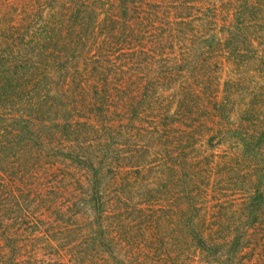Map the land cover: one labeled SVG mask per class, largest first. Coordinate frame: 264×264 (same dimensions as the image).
<instances>
[{"label": "trees", "instance_id": "16d2710c", "mask_svg": "<svg viewBox=\"0 0 264 264\" xmlns=\"http://www.w3.org/2000/svg\"><path fill=\"white\" fill-rule=\"evenodd\" d=\"M0 264H264V0H0Z\"/></svg>", "mask_w": 264, "mask_h": 264}, {"label": "rangeland", "instance_id": "374dc122", "mask_svg": "<svg viewBox=\"0 0 264 264\" xmlns=\"http://www.w3.org/2000/svg\"><path fill=\"white\" fill-rule=\"evenodd\" d=\"M224 72H226V73L228 72V69L226 67L224 68ZM132 139L135 140V145H137V146L130 148V151H131V153L139 156L140 159L142 158L141 155H145L144 159H145V162L147 164H149L148 169H147L149 171L144 173V177H145V181L148 180L147 185H151V181L154 180V176H155L154 170L156 169V166L159 163H164L166 160L163 156V153L161 151H159V149L154 148V141L153 140H149L150 148H146L144 145H141L144 142L142 137H133ZM212 141H213V145L207 146V150H206V145H204L205 149H201L199 151V156L207 155L210 158L211 157L210 155L212 154L211 152L213 151L214 154L216 156H218L219 158H224V156H226L227 154L228 155L232 154L235 151V149H234L235 144L233 141H231V137H229V136H227L225 142L221 143L222 145H218L217 139H212ZM168 149H170V148H168ZM124 150H125V148H124ZM126 151H128V150L126 149ZM122 153H124V152L122 151ZM139 181H140L139 182V184H140L143 180L139 179ZM145 181H143V182H145ZM219 189L220 188H218L215 185L214 191L216 193H214L215 195L214 194L211 195V197H210L211 203L215 202L213 200L217 196H219V195L223 196L224 190L222 189V192H218ZM225 192H229L226 194V196H229L227 198V200H228V203H231V205H232L230 207H227L226 210L228 212H237L238 208H237V205L235 207V204H238L240 202V198L242 197V195H240L241 191H238V193H236L235 195H232L231 190H227ZM141 193H142V191H140V189L138 188V190H134L132 192V198H133L132 200H127V201L124 200L125 204L128 205V209L124 210L122 212V214H123V216H126V218H128V220H130V221L134 218V220H135L134 224H136L138 222V220L142 219V217H140L141 216V212L139 211L140 209L143 212L151 213V211H149V209H148V206L146 205V201L144 200V196H142ZM173 196L174 195H171L167 199H163V200H161V202H159V204H161L163 211H168L171 208V206H174L176 204L175 198L177 195H175V197H173ZM213 203L210 205L211 210L213 208L212 207ZM228 205L226 204V206H228ZM132 212L134 214H132ZM40 228H43V226L40 225Z\"/></svg>", "mask_w": 264, "mask_h": 264}]
</instances>
